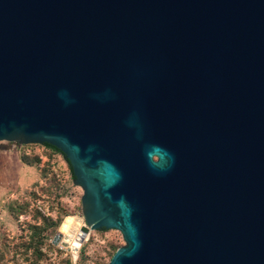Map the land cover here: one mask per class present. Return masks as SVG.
<instances>
[{
	"label": "water",
	"instance_id": "obj_1",
	"mask_svg": "<svg viewBox=\"0 0 264 264\" xmlns=\"http://www.w3.org/2000/svg\"><path fill=\"white\" fill-rule=\"evenodd\" d=\"M0 141L63 154L108 264H264V0H0Z\"/></svg>",
	"mask_w": 264,
	"mask_h": 264
},
{
	"label": "rangeland",
	"instance_id": "obj_2",
	"mask_svg": "<svg viewBox=\"0 0 264 264\" xmlns=\"http://www.w3.org/2000/svg\"><path fill=\"white\" fill-rule=\"evenodd\" d=\"M82 193V188L72 183L60 152L44 144L0 141V246L8 249L9 263L33 264V249L23 246L31 238L28 225L41 224L46 218L50 225L37 264H108L115 251L126 244L117 229L90 230L77 250L72 243L61 242L64 232L60 227L66 216L74 218L65 221L64 229L76 219L80 223L73 227L74 233L85 225ZM59 231L63 236L53 243Z\"/></svg>",
	"mask_w": 264,
	"mask_h": 264
},
{
	"label": "trees",
	"instance_id": "obj_3",
	"mask_svg": "<svg viewBox=\"0 0 264 264\" xmlns=\"http://www.w3.org/2000/svg\"><path fill=\"white\" fill-rule=\"evenodd\" d=\"M44 145L57 151L50 145H47V144H44ZM47 220L49 221L50 219L43 218V221L41 224L28 225V228L31 230V234H30L31 238L29 239L28 243L26 245L23 244V246L33 249L31 253V255L33 256V258L31 259L32 260L31 262H33V264H37L39 260L38 255L40 254V246L43 243V237H44L45 231L47 227L50 225V223ZM51 224L54 226L56 223L51 221ZM7 252H8L7 248L0 246V264H10L9 263L10 257H8Z\"/></svg>",
	"mask_w": 264,
	"mask_h": 264
},
{
	"label": "bare ground",
	"instance_id": "obj_4",
	"mask_svg": "<svg viewBox=\"0 0 264 264\" xmlns=\"http://www.w3.org/2000/svg\"><path fill=\"white\" fill-rule=\"evenodd\" d=\"M69 217H71V218H74L73 216H66L65 217V219H64V221L62 222V225H61V227H60V230L62 231V232H64V235H65V237H67V239H66V241L69 243V245L71 246V243H72V247H73V249L74 250H77V248L80 246V242H81V239H80V237H79V235H80V232L78 231V232H76V233H74L73 231H72V229H73V227H76V226H78L79 225V223H80V220L79 219H76V221L77 222H73V224L72 225H70L67 229H64L63 228V225L64 224H66L65 223V221H67L68 219H69ZM72 220V219H71ZM67 226V225H66ZM75 238V239H74Z\"/></svg>",
	"mask_w": 264,
	"mask_h": 264
}]
</instances>
